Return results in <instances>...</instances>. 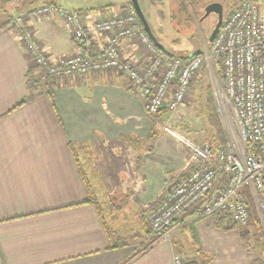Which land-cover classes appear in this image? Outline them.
<instances>
[{
  "label": "crops",
  "instance_id": "crops-1",
  "mask_svg": "<svg viewBox=\"0 0 264 264\" xmlns=\"http://www.w3.org/2000/svg\"><path fill=\"white\" fill-rule=\"evenodd\" d=\"M42 1L8 0L10 8H0L13 17ZM107 2L105 15L85 8L92 20L130 5ZM29 26L51 58L77 52L60 17ZM103 42L96 35L93 51ZM137 48L135 39L122 41L124 57L141 64ZM194 162L182 141L153 128L125 77L110 71L50 80L17 33L0 28V264H172L174 253L185 264H264L252 226L242 233L225 216L198 217L194 209L175 221L169 240H155L149 228L144 248H111L110 234L125 239L143 230L144 219L149 225L146 209ZM129 220L137 231H126Z\"/></svg>",
  "mask_w": 264,
  "mask_h": 264
},
{
  "label": "built area",
  "instance_id": "built-area-1",
  "mask_svg": "<svg viewBox=\"0 0 264 264\" xmlns=\"http://www.w3.org/2000/svg\"><path fill=\"white\" fill-rule=\"evenodd\" d=\"M12 17L10 27L33 64L47 77L113 72L125 77L149 116L175 111L193 76L204 63L220 69L219 110L226 140L213 150L209 143L182 140L194 154L193 166L146 211L155 240H169L175 221L194 209L198 217L225 216L245 228L250 219L248 196L263 223L264 234V10L260 0H241L223 17L208 49L183 58L158 49L129 5L120 14L91 19L90 10L40 5ZM56 15L69 27L77 52L51 58L37 41L29 22ZM103 44L93 51L95 36ZM137 38L153 52L142 66L124 57L122 41ZM172 264H185L172 255Z\"/></svg>",
  "mask_w": 264,
  "mask_h": 264
},
{
  "label": "rangeland",
  "instance_id": "rangeland-1",
  "mask_svg": "<svg viewBox=\"0 0 264 264\" xmlns=\"http://www.w3.org/2000/svg\"><path fill=\"white\" fill-rule=\"evenodd\" d=\"M7 1L0 0V4L10 8V2L6 3ZM49 1L54 2V0L42 1V3L37 2L38 4H32L34 6L31 8L40 5H57L48 3ZM55 1L65 5L68 9L91 8L102 15H105L102 8L108 3L107 0ZM213 1H218L222 4L223 15L226 16L241 0H138L154 38L164 49H167L165 53L173 56H187L196 50L209 48L211 43L208 42V36L214 28L217 17L215 14H210L202 21L199 18L203 13V8ZM260 1L264 10V0ZM1 10L2 7L0 8V26L7 19L10 20L13 14V12L10 15L8 11ZM19 11L18 14L22 13L23 16H26V11ZM134 39L137 41L138 48L136 50L139 53L138 57L142 66L145 61L147 62L152 57L153 52L140 44L137 38ZM34 67L38 66L34 64ZM219 69L220 66L217 64L204 63L193 76L182 104L175 111L168 112L165 110L157 116H149L143 107L145 114L151 120L153 128L159 132L169 134L179 141L189 140L197 144L213 142L216 139L220 140L217 136L221 132L225 142L226 128L223 116H221L219 110ZM212 113L218 125L213 122ZM249 209V225L240 230L244 233V231H248V227L252 226L254 228L251 227L256 232L258 246L264 258L263 223L251 198L249 199ZM144 220L142 231L129 233L130 235L128 234L127 238H125L128 243L139 244L140 248H144L146 244L149 245L147 239L150 233V225L145 223ZM128 222L132 221L129 220ZM132 225L130 228H126V231H137L139 223L134 224L133 221Z\"/></svg>",
  "mask_w": 264,
  "mask_h": 264
},
{
  "label": "water",
  "instance_id": "water-1",
  "mask_svg": "<svg viewBox=\"0 0 264 264\" xmlns=\"http://www.w3.org/2000/svg\"><path fill=\"white\" fill-rule=\"evenodd\" d=\"M130 1V5L134 8L136 16L143 28V30L145 31V33L147 34L148 38L150 39V41L160 50H167L164 49L154 38L151 29L145 19V16L143 15V12L140 8L139 2L138 0H129ZM210 14H215L217 17L216 23L214 25V28L212 29L211 33L208 36V42L211 43L216 35V33L218 32L220 25L222 23L223 20V6L221 3H219L218 1H213L208 3L204 8H203V13L201 15V17L199 18L200 21H202L203 19H205L208 15ZM199 52V50H196L194 52L191 53V55L193 54H197Z\"/></svg>",
  "mask_w": 264,
  "mask_h": 264
},
{
  "label": "trees",
  "instance_id": "trees-1",
  "mask_svg": "<svg viewBox=\"0 0 264 264\" xmlns=\"http://www.w3.org/2000/svg\"><path fill=\"white\" fill-rule=\"evenodd\" d=\"M129 4H130V2H129ZM29 10V9H28ZM79 10H86V9H79ZM27 11V10H26ZM232 11V10H231ZM230 11V12H231ZM229 12V13H230ZM228 13V14H229ZM10 20H12V17H11V19ZM9 19H7V21H5L1 26H0V28H3V27H6V25H9V23L11 22ZM139 21V20H138ZM139 24H140V22H139ZM140 26H141V24H140ZM142 27V26H141ZM161 51H163V52H167V50L165 51V50H161ZM177 57H181V58H183V57H185V56H178L177 55ZM49 78V77H48ZM51 80V79H50ZM47 93H48V97L50 98V101H51V103H52V106H53V95H52V91L51 90H48L47 91ZM163 111H165V110H162L161 111V113H163ZM212 116H213V122L216 124V125H218L217 124V120H216V118L214 117V115H213V113H212ZM219 133V132H218ZM220 140H218V139H216V141H213V142H209V144H210V146H211V148L213 149V150H216V149H218L221 145H223V143H224V139H223V137H222V134H221V132H220V134L217 136ZM160 198V197H159ZM159 198L156 200V202L159 200ZM250 199V197L248 196V200ZM155 202V203H156ZM154 203V204H155ZM154 204H152L151 206H153ZM151 206H149L148 208H150ZM147 208V209H148ZM147 209H146V211H147ZM151 229V228H150ZM263 236H264V234H263ZM110 238H111V248H116V247H123V246H125V245H127L128 244V242H127V239H124V238H114V236H113V234H110ZM201 263H203V261L201 262Z\"/></svg>",
  "mask_w": 264,
  "mask_h": 264
}]
</instances>
